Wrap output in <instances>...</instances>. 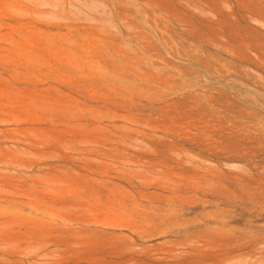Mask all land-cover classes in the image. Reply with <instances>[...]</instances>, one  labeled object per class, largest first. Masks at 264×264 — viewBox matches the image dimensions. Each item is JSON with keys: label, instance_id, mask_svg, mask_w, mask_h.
Instances as JSON below:
<instances>
[{"label": "rangeland", "instance_id": "1", "mask_svg": "<svg viewBox=\"0 0 264 264\" xmlns=\"http://www.w3.org/2000/svg\"><path fill=\"white\" fill-rule=\"evenodd\" d=\"M0 264H264V0H0Z\"/></svg>", "mask_w": 264, "mask_h": 264}]
</instances>
